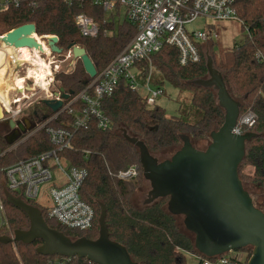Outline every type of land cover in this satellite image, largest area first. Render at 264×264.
<instances>
[{"label":"trees","instance_id":"1","mask_svg":"<svg viewBox=\"0 0 264 264\" xmlns=\"http://www.w3.org/2000/svg\"><path fill=\"white\" fill-rule=\"evenodd\" d=\"M233 9L246 31L244 42L217 51L211 44L210 57L222 75L228 93L240 102L239 115L246 111L255 115L253 125L243 130L252 131L255 135L245 142L238 174L243 186L251 184L264 192V0H235ZM118 10L117 6L115 14ZM78 13H85L93 19L98 27L96 36H81L74 22ZM26 23L34 24L37 35L57 36V45L63 51L70 44L83 47L97 72L123 49L136 32L135 26L124 17L122 21H116L114 15H106L92 0H17L16 4L10 1L0 9V35ZM204 43L198 44L199 59L195 62L180 64L178 49L168 44L151 57L152 68L161 74L163 81L189 96L188 102L180 101L177 115H166L165 109L157 104L147 105L143 96L120 80L102 101L103 112L110 119L111 127L100 130L93 120L86 129L73 134L70 145L62 148L58 155L68 165L86 170L79 195L93 209V224L86 231L63 226L48 217L47 207L28 201L40 208L49 227L71 238L86 236L95 239L99 230V203H102L106 210L109 238L124 245L137 264H192L187 261L185 253L199 254L193 246V237L186 230L182 231L176 223V216L166 210L167 199L160 198L142 206L131 202L133 194L144 187L145 180L138 149L123 137L122 132L125 130L130 136L142 140L149 152L155 155L166 148L176 151L182 144L180 135L188 136L193 145L196 140L209 139V133L222 125L224 111L216 101L215 91L211 87L191 83L207 77V59L202 51ZM258 52L260 57L256 56ZM146 72L145 68L144 75ZM91 79L79 59L74 60L68 70L54 74L57 90L62 88L72 95L80 92ZM24 111L36 126L54 114L42 101ZM69 118L62 113L49 125H61L62 120ZM8 147L0 134V202L3 208L0 210V235L29 226L26 214L4 197V190L8 189L1 169L18 159L49 150L52 145L45 130L39 129L15 149L2 154ZM132 165L139 167L136 176L128 179L115 176L118 171ZM39 243L40 240L29 244L0 243V264H95L76 256L39 254L36 252ZM236 252H244L245 256L241 261L231 259L232 264H245L251 248H241ZM200 263L198 260L195 264Z\"/></svg>","mask_w":264,"mask_h":264},{"label":"water","instance_id":"2","mask_svg":"<svg viewBox=\"0 0 264 264\" xmlns=\"http://www.w3.org/2000/svg\"><path fill=\"white\" fill-rule=\"evenodd\" d=\"M35 34L34 24L26 23L4 33L0 40L14 48L26 46L43 52ZM57 41L55 35L47 37L51 52L60 55L63 50ZM66 50L71 51L73 60H80L90 78L96 75L94 64L83 47L70 44ZM206 67L207 77L191 83L211 87L215 91L216 101L224 111V121L217 130L209 133V142L204 149L194 147L188 136L180 135L181 146L170 157L159 160L149 152L142 140L130 136L125 130L122 135L139 152L142 177L149 184L144 204L160 198L167 199L166 210L173 216L182 217V224L192 235L193 246L200 255L213 259L232 250L250 247L251 254L245 264H264V212L254 205L238 174L245 142L255 133L232 132L239 116L240 102L228 93L211 57L207 58ZM14 91L16 95L21 93L19 88ZM54 94L59 95V99L42 100L53 113L61 108L63 100H67L72 92L59 88ZM2 112L0 105V119H3ZM5 122L13 132L5 136L9 148L2 154L16 148L36 131L34 125L29 126V121L7 119ZM26 132L29 133L20 138V133ZM4 197L26 214L29 226L23 230H13L10 234H1L0 243L29 244L40 240L36 252L42 255L76 256L95 264H137L124 245L109 238L106 210L102 203H99L97 219L98 236L95 239L86 236L71 238L49 227L38 206L6 189Z\"/></svg>","mask_w":264,"mask_h":264},{"label":"built area","instance_id":"3","mask_svg":"<svg viewBox=\"0 0 264 264\" xmlns=\"http://www.w3.org/2000/svg\"><path fill=\"white\" fill-rule=\"evenodd\" d=\"M10 1L15 4L17 2V0H0V9L6 7ZM92 1L100 5L106 15H114L117 6L122 8L123 17L135 26L136 32L100 72L96 71V75L80 92L75 95L70 94L67 100H63V104L57 112L44 123L36 126V131L45 130L52 148L37 155L18 159L1 169L2 178L8 191L13 194L17 193V196L27 202H36L40 195V185L49 183L44 190L50 201L48 205H45L48 217L63 226L81 231L91 229L94 216L91 206L79 195V188L86 176V170L82 167L68 165L58 155V152L70 145L71 138L77 130L86 129L93 120L100 130L111 127L110 119L103 112L102 101L112 93L120 80H124L129 88L136 91L139 87L137 76L146 80L143 87L148 95L144 98L147 105L152 106L155 98L163 91L160 87L152 89L149 85L152 69L151 57L164 44H168L178 49L180 64L195 62L199 59L198 44L206 42L211 37L209 30H189L187 27L189 24L198 18H206L209 21L237 20L233 9L235 0ZM74 22L81 36L94 37L97 35L96 23L85 13L76 14ZM49 36L54 35L35 34L34 37L43 47V52H39V54L49 62L50 69L53 66L56 71L58 66L47 44ZM63 52H66V58L72 57L70 50ZM256 56L260 57L261 55L258 52ZM73 63L72 58L68 69ZM145 68L147 72L144 75ZM26 90L27 86L20 95L13 94L8 107L2 108L7 114V119L15 120L21 114V108L17 104L24 99V96L26 97ZM46 99H59V95L50 93ZM62 113L70 118L62 120L61 125H49L50 121L58 118ZM254 118L255 115L251 111L239 115L232 132L242 134L243 130L253 125ZM61 160L64 161V164L61 163ZM52 168L58 170L59 175L56 179L51 174ZM138 173L139 167L132 165L118 171L115 176L128 179ZM2 209L0 202V210ZM231 259L241 261L236 256L228 255H220L213 259L199 257L198 260H200V264H232Z\"/></svg>","mask_w":264,"mask_h":264},{"label":"rangeland","instance_id":"4","mask_svg":"<svg viewBox=\"0 0 264 264\" xmlns=\"http://www.w3.org/2000/svg\"><path fill=\"white\" fill-rule=\"evenodd\" d=\"M114 16H115L116 21H122V18H123L122 8H119L118 14L114 13ZM187 27L189 30H194V31L196 30H206V31L209 30L210 31L211 40H207L203 44V47H202V51L206 59L211 56V53H210L211 44H213V50L217 51L220 48H228L235 44H241L244 42V39L246 37V31L242 29L241 22L235 19L209 21L206 18H198L192 24H189ZM65 55H66V52H62V54L60 55L53 53V59L56 61L58 68L55 69L56 71H54V68L52 66V69L50 71L51 75L50 77H47L46 84L43 87H37L38 85L34 84L31 79H27L25 81L24 87L27 86V90L25 92L26 98L22 99L21 102L17 104V106L21 108V111H22L19 116L23 115L24 116L23 118H25L27 116V112L24 111L25 113H23L24 109H27L31 107L33 104L38 103L39 101H42L48 98L50 96V93L53 94L54 92L57 91L56 87L58 83H55L54 81V74L58 72L59 70H67L68 65L72 59V57L66 58ZM43 57L44 56H42V58ZM27 63L28 62L16 60L11 74L13 76L25 75V73L27 72L26 69L30 67V65ZM132 71L134 72V70ZM11 79H12L11 76L9 78H6L4 76L1 79V84L3 85V82L5 80H9L10 84H12L13 81ZM137 82L139 84V87H137V92L143 97L147 96L148 93L143 87V85L146 83V80H143L140 76H137ZM25 84L27 85L25 86ZM149 85L152 89L157 88V87H160L162 89L163 92L158 94V96L154 100V104H157L158 106L164 108L166 115L168 116L178 114L177 109H178V105L180 101H184L185 103L188 102V99H189L188 94L186 92L180 91L178 88H176L173 85H170L166 81H163L161 74L154 68L151 69ZM13 94H15V91L12 92L11 97L13 96ZM2 113H3V119H0V131L6 132L8 131V128L5 125L4 120L5 121L7 120V114L4 113V111ZM26 120L28 121L27 118H25V121ZM33 122L35 123V121ZM34 129H37L36 124L34 126ZM208 141H209L208 138L196 140L193 142L194 143L193 146L198 149H204L205 146L208 144ZM173 151H174V148H166L163 151L156 153L155 156H157L159 160H163L165 158L170 157ZM61 163L64 164V161L61 160ZM51 174L53 178L55 179L59 175L58 170L56 168L51 169ZM48 185L49 183L40 185V195L37 197L36 203L41 206L48 205V203L50 202L49 197L44 191ZM244 187L250 193L254 205L261 207V209H263L264 211V192L260 188L254 185H251V184H244ZM148 190H149V184L145 180L144 187L137 190L133 194V196L131 197V202H133V204L136 206H142L144 204V201L146 200ZM175 219H176V223L178 224V227L182 231H185L184 226L182 224V217L176 216ZM0 224H1V216H0ZM227 254L228 256H232V257L236 256L241 260H243L245 256L244 252H236V250L227 252ZM185 256L188 262L195 264L201 255L197 253H187L186 252ZM54 264H60V263L55 262Z\"/></svg>","mask_w":264,"mask_h":264},{"label":"bare ground","instance_id":"5","mask_svg":"<svg viewBox=\"0 0 264 264\" xmlns=\"http://www.w3.org/2000/svg\"><path fill=\"white\" fill-rule=\"evenodd\" d=\"M15 60L28 62L27 64L30 67L26 69L25 75L13 76L11 74ZM50 71L49 62L42 58L37 49L26 46L14 48L0 40V105L3 108L8 107L12 92L16 88L22 91L25 88L24 83L27 79H31L34 84L38 85L37 87H43L46 84L47 77L51 74ZM4 76L6 78L11 76L13 83L10 84L9 80H5L2 85L1 79ZM24 98L26 97L24 96Z\"/></svg>","mask_w":264,"mask_h":264},{"label":"flooded vegetation","instance_id":"6","mask_svg":"<svg viewBox=\"0 0 264 264\" xmlns=\"http://www.w3.org/2000/svg\"><path fill=\"white\" fill-rule=\"evenodd\" d=\"M58 91V90H57ZM24 116L22 115V116H19V117H17L15 120H16V122H25V118H27L28 119V121H29V125L30 126H35V124L36 123H34L33 121H30L29 120V116L27 115L25 118H23ZM27 121V120H26ZM30 122H31V124H30ZM4 123H5V125L7 126V128H8V131H0V134H2L3 136H4V138H5V136H7V135H10V134H12V132H13V129H10L9 128V126H8V123L7 122H5V120H4ZM29 132H26L25 134L24 133H20V137L24 134V137L28 134ZM23 138V137H22Z\"/></svg>","mask_w":264,"mask_h":264},{"label":"crops","instance_id":"7","mask_svg":"<svg viewBox=\"0 0 264 264\" xmlns=\"http://www.w3.org/2000/svg\"><path fill=\"white\" fill-rule=\"evenodd\" d=\"M26 122V121H25Z\"/></svg>","mask_w":264,"mask_h":264}]
</instances>
